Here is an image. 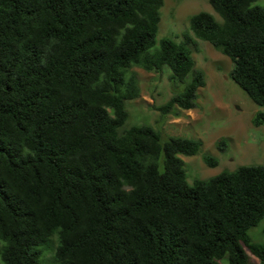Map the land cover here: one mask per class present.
Returning a JSON list of instances; mask_svg holds the SVG:
<instances>
[{"label":"trees","instance_id":"obj_1","mask_svg":"<svg viewBox=\"0 0 264 264\" xmlns=\"http://www.w3.org/2000/svg\"><path fill=\"white\" fill-rule=\"evenodd\" d=\"M164 2L0 0V264H249L248 250L264 264L249 233L264 219V164L190 183L180 155L202 140L125 127L134 67L172 70L163 115L195 108L206 85L191 35L156 47ZM209 2L223 22L193 15L194 37L264 106V6Z\"/></svg>","mask_w":264,"mask_h":264},{"label":"rangeland","instance_id":"obj_2","mask_svg":"<svg viewBox=\"0 0 264 264\" xmlns=\"http://www.w3.org/2000/svg\"><path fill=\"white\" fill-rule=\"evenodd\" d=\"M264 6V0H257ZM206 11L223 22L212 8L209 0H165L160 9L161 21L157 45L163 38L182 41L187 35L193 37L190 47L196 67L206 74V85L198 89L196 107L180 110V115H163L154 106L166 103L174 91L169 79L170 67L162 73L134 67L141 86L139 98L127 100L129 118L125 127L151 125L161 133L163 141L172 136L200 139L203 147L196 155H180L187 169L188 180L207 179L222 171H232L241 165L264 164V125L256 126L253 119L263 105L255 103L231 76L232 60L210 42L194 37L190 28L193 15ZM190 80V76L187 81ZM185 83L179 84V90ZM225 139L227 146L221 151L218 141ZM210 153L219 159L216 166H209L203 154ZM254 242L264 244V219L249 231ZM55 244L57 243L56 238ZM250 263L260 264L258 257L249 250ZM51 255V253H49Z\"/></svg>","mask_w":264,"mask_h":264}]
</instances>
